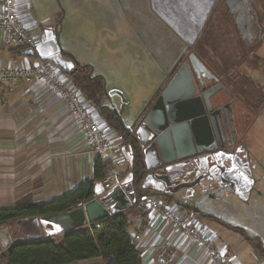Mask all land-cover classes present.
<instances>
[{
    "label": "crops",
    "instance_id": "1",
    "mask_svg": "<svg viewBox=\"0 0 264 264\" xmlns=\"http://www.w3.org/2000/svg\"><path fill=\"white\" fill-rule=\"evenodd\" d=\"M146 1L149 9L158 18L156 20L164 22V25L168 24L177 36L174 35L173 38L179 39L180 48L173 59V69L167 77L169 80L188 55L195 52L202 54L203 50L194 51L193 48L198 44L203 29L214 21V17L219 21L218 18L223 16L224 9L221 6L217 9V13L213 12L216 0ZM109 3L107 10L112 13L109 17L110 26L104 34L101 32V26L92 34L84 33V40L88 36L96 38L93 45L88 43V46L92 45L95 51L103 44V48L110 52L115 53L122 48L127 53L129 50L127 46L138 43L145 45L147 50L152 49L154 51L152 59L159 60V56L157 58L155 53H159L158 51L163 48L158 39L160 36L165 38L164 32L160 34L156 28L154 31L148 29L150 17L128 14L134 0H110ZM17 5L20 19L39 42L44 30L51 28L50 20L36 14L31 0H17ZM124 6L128 8V12H124ZM223 6L228 12L226 0ZM235 41L236 44L234 42L231 46L234 53L239 52L237 39ZM209 44H212V41L208 40L205 43L206 49ZM15 48L6 41L4 33L0 31V69H5L9 65L24 67L38 58L18 54L14 51ZM220 48L225 47L220 46ZM83 65L90 64L85 62ZM92 71L96 74L94 69ZM105 83L108 91L115 89L124 91L123 87L113 82L112 78L107 77ZM107 100L113 108L120 109L122 100L119 96L107 97ZM152 102L142 109L138 118L134 120L135 118H130L129 100L122 114L124 120L129 119L128 123L124 121L125 124L136 125ZM89 105L87 102V106ZM93 114L110 141L123 144L122 137L106 124L99 112L94 111ZM108 157L111 160H124L123 173L128 175L131 172L133 163L124 149L111 151ZM95 160L96 156L91 151L84 132L72 119L65 101L51 91L44 82L18 78L10 83H0V208H11L22 203L48 202L69 193L82 182L93 179ZM148 200L162 202L174 208L182 216H201L184 210L167 195H156L149 197ZM140 204L141 202H137L131 207H136L140 211L139 227L133 228L129 219L127 231L141 251L144 264H160L159 256L165 254L169 258L170 252L175 248V245H171L166 251L163 250V245L168 244L172 231L169 226L162 223L156 211L143 213ZM131 208L125 211L127 216ZM47 216L35 217L36 220L33 219L34 217H28L0 226V254L17 241L57 238L66 233L65 227L60 223L43 218ZM175 255L172 264H199V260L178 258ZM73 264H105V261L97 257Z\"/></svg>",
    "mask_w": 264,
    "mask_h": 264
},
{
    "label": "rangeland",
    "instance_id": "2",
    "mask_svg": "<svg viewBox=\"0 0 264 264\" xmlns=\"http://www.w3.org/2000/svg\"><path fill=\"white\" fill-rule=\"evenodd\" d=\"M109 1L31 0L36 14L41 18L49 19L51 28H54L63 18L60 25L62 50L71 54L78 64L83 65L86 62L96 71V74L101 72L105 82L109 77L113 79V82L121 85L124 91H120L124 93L128 102L130 100V118L136 120L141 110L154 100L158 90L162 88L171 74L173 59L180 48L179 39L173 38L175 32L168 24L164 25V22L156 20L157 17L147 6L146 0H134L129 12L125 6L124 12L133 13L134 16L142 15L144 18L145 16L150 17L147 24L148 29L154 31L156 28L157 32L165 34V38L160 36L158 39L161 46L163 45L159 53H155L157 58L159 56V60L152 59L154 52L152 49L147 50L145 45L138 43L134 46H127L129 47L127 53L122 48L115 53L110 52L103 48V44L94 51L92 45L96 38L88 36L84 40L83 36L84 33L92 34L100 26L102 34L108 29L109 17L112 15L107 10L110 5ZM223 5L224 0L215 1L213 12L222 6L223 16L218 18L219 21L213 18L214 21H211L201 32L198 44L193 49L194 51L203 50L202 54L206 56L205 43L208 40L212 41L216 52H225V62L229 63L227 52L231 54V46L234 42L236 44V39L232 38L230 33L229 36L228 31L235 32V28L231 24L227 25L229 14ZM254 5L263 17L264 0H255ZM118 29L120 30L119 25ZM88 43L92 45L88 46ZM220 46L227 48V52L218 48ZM216 56L219 57V55ZM220 56L224 58L223 55ZM67 77L69 78L68 75ZM69 82L71 83L70 78ZM88 108L91 112L97 111L91 105ZM124 121L128 123L129 119L126 118ZM251 141L256 148H259L261 159L264 160V113L254 125ZM258 174L264 176V169ZM202 212L204 213L202 216L181 215V217L191 222L200 231L207 233L213 246L201 244L196 239H181L182 241L175 244L169 258L168 255H161L167 262L159 261L160 264H172L175 254L178 258L199 260V264H264V177L262 183L250 195L249 201L229 196L209 199L202 207ZM128 217L133 228L139 227L141 214L136 207L129 210ZM213 249L222 255L220 260L213 257Z\"/></svg>",
    "mask_w": 264,
    "mask_h": 264
},
{
    "label": "water",
    "instance_id": "3",
    "mask_svg": "<svg viewBox=\"0 0 264 264\" xmlns=\"http://www.w3.org/2000/svg\"><path fill=\"white\" fill-rule=\"evenodd\" d=\"M236 1L226 0L231 12ZM62 21L63 18L54 28L45 29L37 45L24 49L22 54L47 59L66 72L76 70L75 58L67 57L59 44ZM203 71L207 72L205 66L191 53L189 61L182 63L151 109L134 126H127L122 117L128 103L124 93L117 89L108 91L105 86L108 97L117 95L122 100L120 109L114 110L132 139L124 152L132 162L135 158L140 161V169L137 173L129 172L110 190L96 183L94 199L71 211L43 218L60 223L68 232L125 212L137 202H146L156 195H167L184 210L204 215L202 207L207 201L224 193L212 191L214 182L222 184L226 176L238 169L239 163L233 159L235 152L218 149L213 114H206L200 97H192L197 90L195 74L200 77ZM218 89L204 93L210 111L211 97Z\"/></svg>",
    "mask_w": 264,
    "mask_h": 264
},
{
    "label": "flooded vegetation",
    "instance_id": "4",
    "mask_svg": "<svg viewBox=\"0 0 264 264\" xmlns=\"http://www.w3.org/2000/svg\"><path fill=\"white\" fill-rule=\"evenodd\" d=\"M254 1L237 0L232 12L228 8L227 25L235 28V32L230 30L228 35L231 34L234 39L236 37L239 44V52L236 53L230 51L229 54L224 48L229 63L225 62V52H216L214 44H209L206 56L195 52L207 72H201L200 77L195 74L197 90L192 96L203 100L208 116L213 114L211 120L214 122L218 149L235 152L233 159L239 163L238 169L226 176L222 184L214 182L212 191L224 190L221 197L229 196L243 201H249L264 177L258 174L264 169V160L259 148L251 141L254 125L264 113V16L256 10ZM181 65L159 90L149 109ZM217 88V93L211 97L213 110L210 111L204 93Z\"/></svg>",
    "mask_w": 264,
    "mask_h": 264
},
{
    "label": "trees",
    "instance_id": "5",
    "mask_svg": "<svg viewBox=\"0 0 264 264\" xmlns=\"http://www.w3.org/2000/svg\"><path fill=\"white\" fill-rule=\"evenodd\" d=\"M23 50L16 47L14 51L21 54ZM65 55L73 57L68 53ZM76 68L74 71L64 72L87 102L97 109L106 124L122 137L125 148L132 139L125 132L117 113L107 100L104 77L94 74L89 65L76 63ZM132 163L131 171L137 173L140 161L135 158ZM126 175L127 173H123V178ZM104 176V161L98 156L94 164L93 179L82 182L74 190L52 201L0 208V226L28 217H41L76 209L96 197L94 184ZM128 225L126 212H118L97 224L68 231L57 238L17 241L0 254V264H73L97 257H101L105 264H144L141 251L127 231Z\"/></svg>",
    "mask_w": 264,
    "mask_h": 264
},
{
    "label": "built area",
    "instance_id": "6",
    "mask_svg": "<svg viewBox=\"0 0 264 264\" xmlns=\"http://www.w3.org/2000/svg\"><path fill=\"white\" fill-rule=\"evenodd\" d=\"M0 31L4 33L7 42L18 48H34L38 43L19 17L17 0H0ZM18 78L42 81L65 101L72 119L84 132L91 151L104 161L105 176L95 184L102 183L106 190L120 184L123 179L124 160H111L108 154L114 150L124 149L123 144H115L110 141L93 112L89 110L87 100L81 91L69 82L64 70L49 60L39 57L32 64H27L24 67L9 65L5 69H0V83H10ZM140 209L143 213H148L151 210L156 211L162 223L171 228V238L168 244L163 245L164 251L185 238L196 239L201 244L213 246L207 233L200 231L191 222L182 219L174 208L159 201L149 203L146 201L140 204ZM212 254L218 260L221 259L222 255L214 249ZM159 261L167 262L162 256H159Z\"/></svg>",
    "mask_w": 264,
    "mask_h": 264
}]
</instances>
